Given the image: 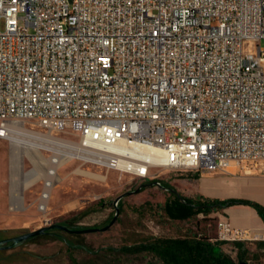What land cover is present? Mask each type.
Instances as JSON below:
<instances>
[{
    "label": "built area",
    "instance_id": "2783aa9c",
    "mask_svg": "<svg viewBox=\"0 0 264 264\" xmlns=\"http://www.w3.org/2000/svg\"><path fill=\"white\" fill-rule=\"evenodd\" d=\"M262 41L264 0H0V139L43 168L42 221L70 161L264 175ZM252 238L219 218L217 239Z\"/></svg>",
    "mask_w": 264,
    "mask_h": 264
},
{
    "label": "rangeland",
    "instance_id": "374dc122",
    "mask_svg": "<svg viewBox=\"0 0 264 264\" xmlns=\"http://www.w3.org/2000/svg\"><path fill=\"white\" fill-rule=\"evenodd\" d=\"M1 28H4L3 22ZM261 45L264 47V41ZM61 135L64 136V134ZM13 149L8 141L0 139V230H4L0 233L2 238L71 219H74L75 224L82 228L105 226L116 213L115 199L127 191L146 185L140 191L126 195L120 200L118 219L108 230L81 234L58 230L59 237L53 234L39 235L17 247L3 249L0 252V264H74L72 260L74 258L80 264H93V260L98 258L97 263L103 262L105 255L106 259L110 260L108 264H160L161 261L147 251L140 253L111 251L109 255L105 252L109 247L120 248L157 236L183 237L196 234L210 236L213 242H221L223 250L237 258V243L217 239L218 221L223 216V209L209 214L199 213L185 219H173L168 217L161 208V205L171 196V192L157 185L156 182L167 187L171 185L185 196L197 197L202 194L198 191L202 176L196 172L161 168L157 176L142 178L114 169H98L90 164L70 161L60 170V178L53 190L48 213L50 221L46 223L42 221L41 214L33 203L41 188V176L37 177L38 180L31 187L28 185L25 187L23 186L25 184L20 183L21 187L19 184L27 208L21 211H12L9 208ZM22 164L25 171L32 168L27 156H22ZM231 172L244 173L239 168L232 167L230 172L205 174L203 179L229 176ZM203 190L214 196L225 195L224 192L216 191L205 182ZM256 232L262 235L258 236ZM65 238H69L81 247L75 246L70 250ZM244 243L250 250L245 262L264 264V229L253 231V238L245 240ZM83 246L91 250H101L100 254L104 255L98 257L97 254L89 253Z\"/></svg>",
    "mask_w": 264,
    "mask_h": 264
},
{
    "label": "trees",
    "instance_id": "16d2710c",
    "mask_svg": "<svg viewBox=\"0 0 264 264\" xmlns=\"http://www.w3.org/2000/svg\"><path fill=\"white\" fill-rule=\"evenodd\" d=\"M169 185V184H168ZM167 187V185H166ZM171 196L161 205L163 212L173 219H185L192 215L199 213L209 214L212 211L225 209L234 205H247L254 207L264 221V204L247 199V198H211L203 194L197 197H189L181 194L175 187ZM75 220H65L62 223L67 226L82 228L75 224ZM4 230H0V233ZM37 237V236H36ZM35 238V237H33ZM31 238V239H33ZM2 239V237H0ZM70 250L78 246L69 238H65ZM221 242H213L210 236L195 235V236H179V237H152L151 239L137 242L132 245H124L120 248L109 247L105 254L109 252L121 251L123 253H140L147 251L156 256L161 262L160 264H248L245 261L248 259L250 253L249 248L246 247L244 241H235L237 243L238 252L237 258L228 254L220 245ZM78 247H81L80 245ZM85 247V246H83ZM91 254H97L99 257L101 250H91L85 247ZM103 251V250H102ZM106 256V255H105ZM101 263L93 260V264H108L109 259ZM74 264H80L77 259H72Z\"/></svg>",
    "mask_w": 264,
    "mask_h": 264
},
{
    "label": "crops",
    "instance_id": "0c3cea01",
    "mask_svg": "<svg viewBox=\"0 0 264 264\" xmlns=\"http://www.w3.org/2000/svg\"><path fill=\"white\" fill-rule=\"evenodd\" d=\"M197 174L200 175L199 173ZM200 181L198 187L199 193L206 194L210 197L247 198L264 204V175L262 174L232 173L229 176L208 179H203L202 176ZM204 182L216 191L224 192L225 195L214 196L207 194L203 190ZM223 210L224 213L222 215L228 218L234 226L248 228L252 231H256L258 228L264 229V221L254 207L234 205Z\"/></svg>",
    "mask_w": 264,
    "mask_h": 264
},
{
    "label": "water",
    "instance_id": "95a60500",
    "mask_svg": "<svg viewBox=\"0 0 264 264\" xmlns=\"http://www.w3.org/2000/svg\"><path fill=\"white\" fill-rule=\"evenodd\" d=\"M157 185L167 188L170 191H174V188L171 187H166L163 186L160 182H156ZM146 184H143L141 187L137 188L136 190L133 191H127L121 195H119L116 199H115V205H116V213L113 217V219L106 224L105 226L102 227H86V228H76V227H72V226H67L63 223L60 222H54V223H50L49 225L46 226H42L38 229H34L31 231H27V232H23L21 234L15 235V236H11V237H6V238H2L0 239V250L2 249H10V248H14L17 247L18 245L26 242L27 240L39 236V235H43V234H52V230H61V231H65V232H69V233H75V234H81V233H88V232H97V231H106L108 230L118 219L119 213H120V207H119V202L120 200L125 197L126 195H130L133 193H136L138 191H140V189Z\"/></svg>",
    "mask_w": 264,
    "mask_h": 264
},
{
    "label": "bare ground",
    "instance_id": "6f19581e",
    "mask_svg": "<svg viewBox=\"0 0 264 264\" xmlns=\"http://www.w3.org/2000/svg\"><path fill=\"white\" fill-rule=\"evenodd\" d=\"M19 141H20L19 137L15 136L13 139V144H12L14 149L12 151V156H11V175H12V190L20 199H22L23 192H22V189L20 188L21 186L20 183L25 184L23 186L27 187V185H30L34 183L35 181H37L38 180L37 177L42 176L44 174V170L43 168H41V166L35 165V167L30 169L29 171H26V172L23 171L22 156L30 155L32 158H34V155L32 153V149L29 146L28 147L24 146L21 143H19ZM150 154L151 152H142V155L146 159L152 160V156ZM40 161L43 162L45 161V159L40 158ZM84 173H89V172H84ZM257 230H260V228H258ZM256 234H258V236L262 235L259 232H256Z\"/></svg>",
    "mask_w": 264,
    "mask_h": 264
},
{
    "label": "flooded vegetation",
    "instance_id": "af4514ba",
    "mask_svg": "<svg viewBox=\"0 0 264 264\" xmlns=\"http://www.w3.org/2000/svg\"><path fill=\"white\" fill-rule=\"evenodd\" d=\"M58 230H52V234L54 235V236H56V237H59L60 236V234L57 232ZM4 238H6V237H4ZM1 251H3V249L2 250H0V252Z\"/></svg>",
    "mask_w": 264,
    "mask_h": 264
}]
</instances>
